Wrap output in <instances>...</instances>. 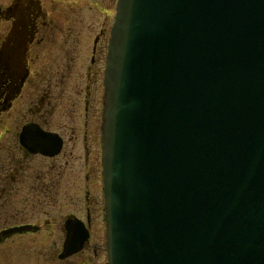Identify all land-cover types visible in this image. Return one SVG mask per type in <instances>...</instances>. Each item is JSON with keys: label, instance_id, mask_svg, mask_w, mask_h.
Masks as SVG:
<instances>
[{"label": "water", "instance_id": "water-1", "mask_svg": "<svg viewBox=\"0 0 264 264\" xmlns=\"http://www.w3.org/2000/svg\"><path fill=\"white\" fill-rule=\"evenodd\" d=\"M104 84L107 264H264V0H119Z\"/></svg>", "mask_w": 264, "mask_h": 264}, {"label": "flooded vegetation", "instance_id": "flooded-vegetation-1", "mask_svg": "<svg viewBox=\"0 0 264 264\" xmlns=\"http://www.w3.org/2000/svg\"><path fill=\"white\" fill-rule=\"evenodd\" d=\"M118 2L0 0V232L34 226L1 233L0 264L7 262L9 240L43 230L40 222L9 215L10 200L25 192L36 194L33 207L56 203L60 193L68 192L72 206L84 205L82 216L70 212L55 223L58 232L43 234L61 241L47 253L49 261L107 264L100 259L107 249L95 241L100 197L93 194L92 182L99 164L102 177L104 79ZM74 161H81L86 182L81 201L74 197ZM72 216L84 222L89 237L83 248L67 254L64 245L74 230L69 225L68 233L66 220Z\"/></svg>", "mask_w": 264, "mask_h": 264}, {"label": "rangeland", "instance_id": "rangeland-1", "mask_svg": "<svg viewBox=\"0 0 264 264\" xmlns=\"http://www.w3.org/2000/svg\"><path fill=\"white\" fill-rule=\"evenodd\" d=\"M81 161H74V165L77 169V174L72 176L74 182V197L77 199L79 197L80 201L84 198L83 188L86 185L84 176L80 172ZM100 164L97 167L98 175L94 177L92 182V192L96 196L100 197V204L97 207L96 216L100 220V229L96 235L95 241L106 249V227L104 221V192H103V180L100 175ZM98 194V195H97ZM69 192L60 193L58 197V202L43 203L38 207H33L30 202L35 199L36 194L33 193H20L18 196L13 197L10 200L9 215L10 217H16L18 220L22 221H34L40 222L42 225V231L36 236L31 238H25L22 241L9 240L8 248L6 253L7 262L1 264H36L37 258H39L40 264H56L52 260L49 261V256L47 253L53 252L60 246V242L57 238H48L43 234H50L52 232H58L55 228V223H61L70 212H74L78 215H83L84 210L83 204L74 203L72 206L69 203ZM44 200H49L48 198ZM45 218L47 220H45ZM40 235H43L40 237ZM106 255L100 257L103 261H108L107 252ZM24 259V261H23Z\"/></svg>", "mask_w": 264, "mask_h": 264}]
</instances>
